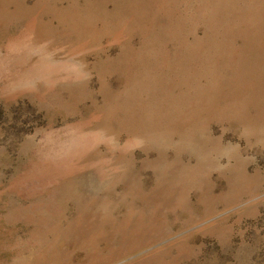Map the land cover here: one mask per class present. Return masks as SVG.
<instances>
[{
	"label": "rangeland",
	"instance_id": "1",
	"mask_svg": "<svg viewBox=\"0 0 264 264\" xmlns=\"http://www.w3.org/2000/svg\"><path fill=\"white\" fill-rule=\"evenodd\" d=\"M0 264H264V0H0Z\"/></svg>",
	"mask_w": 264,
	"mask_h": 264
}]
</instances>
